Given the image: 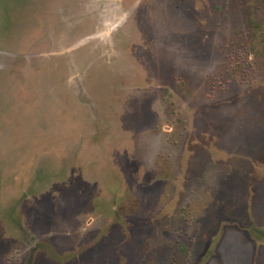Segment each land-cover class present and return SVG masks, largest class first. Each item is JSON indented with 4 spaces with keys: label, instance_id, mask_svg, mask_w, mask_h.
<instances>
[{
    "label": "rangeland",
    "instance_id": "obj_1",
    "mask_svg": "<svg viewBox=\"0 0 264 264\" xmlns=\"http://www.w3.org/2000/svg\"><path fill=\"white\" fill-rule=\"evenodd\" d=\"M179 257L264 264V0H0V264Z\"/></svg>",
    "mask_w": 264,
    "mask_h": 264
},
{
    "label": "trees",
    "instance_id": "obj_2",
    "mask_svg": "<svg viewBox=\"0 0 264 264\" xmlns=\"http://www.w3.org/2000/svg\"><path fill=\"white\" fill-rule=\"evenodd\" d=\"M184 252L183 247L181 246V244L179 245V253ZM174 264H182V259L179 257L177 258L176 262Z\"/></svg>",
    "mask_w": 264,
    "mask_h": 264
}]
</instances>
